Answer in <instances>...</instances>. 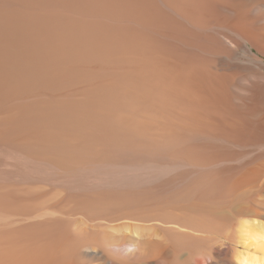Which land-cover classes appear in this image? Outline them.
I'll return each mask as SVG.
<instances>
[{
	"label": "rangeland",
	"instance_id": "1",
	"mask_svg": "<svg viewBox=\"0 0 264 264\" xmlns=\"http://www.w3.org/2000/svg\"><path fill=\"white\" fill-rule=\"evenodd\" d=\"M129 2L1 0L0 229L32 220L61 233L80 219L126 237L125 226L156 225L149 218L199 193L226 205L223 178L264 160V135L214 136L207 106L172 76L201 63L232 82L264 72V56L249 67L208 30L198 42L176 39ZM232 107L264 116V106ZM238 200L264 201V190Z\"/></svg>",
	"mask_w": 264,
	"mask_h": 264
},
{
	"label": "bare ground",
	"instance_id": "2",
	"mask_svg": "<svg viewBox=\"0 0 264 264\" xmlns=\"http://www.w3.org/2000/svg\"><path fill=\"white\" fill-rule=\"evenodd\" d=\"M129 1L133 5L144 4L151 23L155 20L163 30H171L176 34V39L198 42L205 38L204 35H212L200 32L208 30L218 34L216 37H219L227 52L240 49L246 54L248 64L250 61L263 65L264 0ZM1 45H4V41L1 40L0 0V84ZM11 49H7L8 52ZM200 64L191 66L190 63L192 69H187L190 71L188 74L184 70L189 67H184V64L180 74L184 71L182 74L186 77L176 73L182 68L177 67L179 70L176 69L172 76L176 79L178 75L174 79L178 83L173 85L178 86L183 81V87L187 86L189 92L182 87L183 90L189 94L192 92L198 98H194L195 104L193 101L191 103L194 106H207L211 134L232 135L241 141L264 135V116L250 120L241 107H232L264 106V72L261 69L249 70L238 80L230 82L225 71L211 70L210 65L206 68V64H202L204 67ZM179 77H182L180 82ZM174 80L171 79V82ZM176 86V90H182L181 85L179 88ZM228 88L246 97L232 94L234 97L229 98ZM184 95L188 96L186 93ZM259 114L256 112L252 117ZM246 166L238 172L236 170L231 179L223 178L222 183L226 187L220 183L224 189L222 194L228 190L224 202L227 207L220 204L221 200L217 197L213 196L214 201H211L203 198L205 193H202L203 196L199 193L196 199L172 204V216L149 218L157 222L156 225L125 226L126 230L132 232L126 237L119 233L120 227L115 229V233H108L80 219L76 226H71L70 231L61 233L51 232L54 229H49L45 224L35 229L37 225L32 220L24 219V222L19 221L15 225L9 221L1 222L0 264H264V201L238 200L239 197L264 190V160ZM141 170V175H146L154 169ZM149 170L152 172L149 173ZM217 181L213 182L217 184ZM208 194L210 196V192Z\"/></svg>",
	"mask_w": 264,
	"mask_h": 264
}]
</instances>
